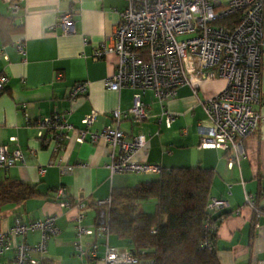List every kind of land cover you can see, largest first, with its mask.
Listing matches in <instances>:
<instances>
[{"label": "crops", "instance_id": "crops-1", "mask_svg": "<svg viewBox=\"0 0 264 264\" xmlns=\"http://www.w3.org/2000/svg\"><path fill=\"white\" fill-rule=\"evenodd\" d=\"M13 1L0 0V74L9 78L0 94V145L20 147L25 162L0 170V183H26L35 186L39 195L23 204L6 205L0 231H7L16 218L31 222L56 215L61 233L48 242L47 264H92V259L80 257L74 248L79 213L75 204L87 205L86 226L104 224L109 219L108 209L95 207L96 201L112 198L115 188L156 180L160 174H113L109 168V144L105 140L92 143L90 134L82 143L76 140V133L71 134L65 151L58 150L53 140L44 145L42 137H46V130L34 121L56 109L66 115L75 129H83L84 119L95 113V123L88 130L91 133L114 125V110L128 111L132 107L136 91H114L104 86V80L115 71L117 57L94 56L100 44L113 43L119 14L127 2L21 0L20 9L11 12ZM66 13L73 17L70 29H51ZM11 28L16 31L11 32ZM82 81L88 83L87 95L71 99V87ZM197 84L196 90L184 85L163 99L149 90L143 101L149 106L150 117L139 124L131 119L122 120L119 128L128 141L138 134L146 138L145 145L135 152L134 161L160 164L164 170L201 167L213 171L210 198L227 202L225 208L210 211L214 216L224 214L215 240L220 264H264V215L257 224L256 213L246 203V193H251L257 207L264 211V126L244 141V157L229 166L228 155L232 153L202 147L197 132L198 124L206 118L203 102L223 91L226 81L216 77ZM260 90L264 99V66ZM257 109L264 116V100ZM167 113L173 117L170 126ZM29 121L33 124L27 125ZM66 166H72V171L63 173ZM60 189L71 208L61 205L64 200L57 198ZM145 209L152 213L148 205ZM112 236L84 237L81 244L84 249L96 244L99 258L105 256L107 238L113 247L130 248L116 236L111 242ZM40 239L41 231H36L24 239H15L14 243L24 240L33 246ZM31 256L37 258L35 253ZM13 258L12 249L0 257V264H14Z\"/></svg>", "mask_w": 264, "mask_h": 264}, {"label": "built area", "instance_id": "built-area-1", "mask_svg": "<svg viewBox=\"0 0 264 264\" xmlns=\"http://www.w3.org/2000/svg\"><path fill=\"white\" fill-rule=\"evenodd\" d=\"M20 1L14 0L11 12L20 9ZM127 6L120 12L113 43H102L94 50V56L104 59L108 55L117 57V64L112 75L104 80L107 89L119 91L132 89L136 91L133 105L128 111L114 110L111 116L114 125L101 131L89 132L95 123L97 114L84 119L85 127L75 129L66 120V115L56 109L47 117L34 121L46 130L42 143L50 140L56 142V148L67 149L66 143L71 134L76 133L78 142L97 143L105 140L110 146L113 174H161L164 168L160 164L138 162L133 160L135 152L146 143L143 134L134 135L130 141L119 128V123L131 119L136 124L150 117L149 106L143 101L145 94L151 90L163 99L175 94L176 89L190 85L197 89V82L223 78L226 86L218 95L207 98L204 102L206 118L198 124L197 132L202 147L232 153L228 155L229 166L238 163L245 155L244 141L264 126V116L257 109L263 103L260 90L261 71L264 66V0H126ZM233 18L228 26L220 25L222 19ZM72 14L66 13L51 27L69 30ZM181 38V39H180ZM20 50L24 51L21 45ZM9 82L5 74H0V94ZM88 83L85 81L73 85L69 97H85ZM173 117L167 113V125ZM33 122L29 121L27 125ZM14 141L15 139H11ZM24 163V152L20 147L11 149L9 145H0V170H8L17 163ZM72 166L63 168V173L71 172ZM42 174L45 169L41 170ZM64 191H58V199H63ZM61 205L71 208L65 199ZM248 203L256 213V221L264 215L257 207L255 196L246 193ZM112 198L98 200L95 207L107 208ZM227 202L210 198L209 211L225 208ZM86 204L79 202L76 217V240L74 248L80 257L92 259V264H141L142 259L131 248L120 249L106 241V252L98 257L97 245L84 249L81 240L95 235H110L108 221L89 227L84 224L87 219ZM206 227L216 230L217 225L208 223ZM41 231V239L31 246L22 240L29 234ZM57 216L48 215L42 220L24 222L14 220L7 231H0V257L7 251L14 250V264H47L48 242L60 235ZM31 253L37 254L33 258ZM94 261V262H93Z\"/></svg>", "mask_w": 264, "mask_h": 264}, {"label": "trees", "instance_id": "trees-1", "mask_svg": "<svg viewBox=\"0 0 264 264\" xmlns=\"http://www.w3.org/2000/svg\"><path fill=\"white\" fill-rule=\"evenodd\" d=\"M231 21L229 17L218 23L228 26ZM214 178L213 171L201 167L176 168L164 170L156 180L115 188L110 234L127 241L141 264H220L216 230L206 227L208 223L218 227L224 217L208 210ZM38 195L36 187L26 183H0V225L4 206L23 204ZM150 200L156 203L154 214L140 208Z\"/></svg>", "mask_w": 264, "mask_h": 264}, {"label": "rangeland", "instance_id": "rangeland-1", "mask_svg": "<svg viewBox=\"0 0 264 264\" xmlns=\"http://www.w3.org/2000/svg\"><path fill=\"white\" fill-rule=\"evenodd\" d=\"M181 39V38H180ZM153 179H156L157 177H152ZM141 210H143L144 212H146L145 210V206L147 207V205L149 207H151V212L152 213H149V214H154L155 213V209H156V203L154 201H144L142 202L141 204ZM6 206H4L3 208H5ZM114 239H117L116 237L112 236L111 237V242L114 241ZM124 242H126L125 244H127V241L123 240Z\"/></svg>", "mask_w": 264, "mask_h": 264}]
</instances>
